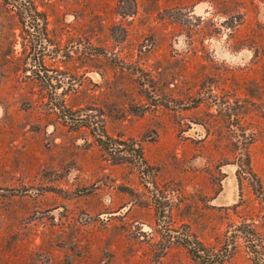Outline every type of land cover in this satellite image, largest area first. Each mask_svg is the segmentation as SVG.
Returning <instances> with one entry per match:
<instances>
[{
    "label": "rangeland",
    "instance_id": "obj_1",
    "mask_svg": "<svg viewBox=\"0 0 264 264\" xmlns=\"http://www.w3.org/2000/svg\"><path fill=\"white\" fill-rule=\"evenodd\" d=\"M0 264H264V0H0Z\"/></svg>",
    "mask_w": 264,
    "mask_h": 264
},
{
    "label": "trees",
    "instance_id": "obj_2",
    "mask_svg": "<svg viewBox=\"0 0 264 264\" xmlns=\"http://www.w3.org/2000/svg\"><path fill=\"white\" fill-rule=\"evenodd\" d=\"M94 126L99 130V132L92 131V134L94 135V139L97 142V144L105 151L113 155L117 154L121 150V148L119 147V143L126 141H123L122 139L114 138L113 136L109 135L106 131L100 128L97 125V123L94 124ZM92 129L95 130V128ZM131 142L133 146L136 145V147H132L130 149L133 158L137 159L138 161L144 162L145 158L141 146L134 139Z\"/></svg>",
    "mask_w": 264,
    "mask_h": 264
},
{
    "label": "bare ground",
    "instance_id": "obj_3",
    "mask_svg": "<svg viewBox=\"0 0 264 264\" xmlns=\"http://www.w3.org/2000/svg\"><path fill=\"white\" fill-rule=\"evenodd\" d=\"M229 184H231V182H229ZM226 188H228V187H226Z\"/></svg>",
    "mask_w": 264,
    "mask_h": 264
}]
</instances>
